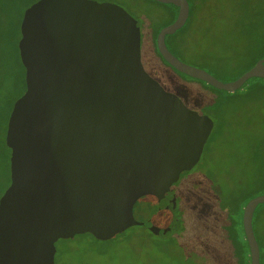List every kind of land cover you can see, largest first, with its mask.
Returning a JSON list of instances; mask_svg holds the SVG:
<instances>
[{
	"label": "water",
	"instance_id": "water-1",
	"mask_svg": "<svg viewBox=\"0 0 264 264\" xmlns=\"http://www.w3.org/2000/svg\"><path fill=\"white\" fill-rule=\"evenodd\" d=\"M154 1L178 8L155 39L173 69L226 92L264 79V56L228 82L181 61L165 36L183 26L188 2ZM19 31L25 90L6 122L0 264H54L55 242L77 234L108 240L144 226L170 236L178 223L176 197L156 209L153 187L164 181L174 189L180 173L193 168L212 119L145 71L138 23L115 3L36 0L24 10ZM261 203L264 193L251 197L241 216L249 264H260L252 217Z\"/></svg>",
	"mask_w": 264,
	"mask_h": 264
},
{
	"label": "rangeland",
	"instance_id": "rangeland-1",
	"mask_svg": "<svg viewBox=\"0 0 264 264\" xmlns=\"http://www.w3.org/2000/svg\"><path fill=\"white\" fill-rule=\"evenodd\" d=\"M35 1L0 0V22L8 25L13 42H18L20 38L18 22L24 10ZM103 1L121 6L136 19L140 29L141 62L145 71L166 91L176 94L186 107L207 114L213 121L199 161L190 169L191 173L180 174L174 187L177 207L182 205L183 210H189L190 214L198 209L197 220L203 209L213 205L212 186H219L221 191L234 190L238 183L246 182L253 174L256 166L253 154L264 155V92L256 89L251 95H245L249 86L256 88V85L264 83V79L251 78L236 92L229 94L186 76L168 65L154 49L155 33L159 27L171 21L174 16L172 7L160 5L154 0ZM210 5L212 7L213 4ZM218 5L222 9V17L214 21L211 28L213 32L219 26H231L241 11V5L235 0H218ZM247 42V38L240 35H219L201 46L214 51V55L219 53V49H226L225 54L214 56L217 59L195 52L190 54L205 59L204 63H200L203 61L199 59L197 64L204 67L202 69L218 73L220 80L228 82L250 66L252 56L258 55L263 49V44L259 43L245 50ZM6 79L5 75L2 81L4 86L7 85ZM22 91L21 84L13 93L6 95V109L10 101H14ZM215 108L218 110L211 111ZM6 180H1L0 192ZM257 185H264V181ZM171 192L164 181L156 183L151 195L153 206L156 209L164 208L170 201ZM158 193L162 194L160 199L157 198ZM252 225L261 246L262 263L264 203L255 208ZM189 231L183 235L178 228L171 237H157L144 226H131L107 241L93 240L88 236L58 239L55 242L54 264H209L208 249L214 243L211 232L197 226L189 228ZM213 255V264H224L218 253Z\"/></svg>",
	"mask_w": 264,
	"mask_h": 264
},
{
	"label": "trees",
	"instance_id": "trees-1",
	"mask_svg": "<svg viewBox=\"0 0 264 264\" xmlns=\"http://www.w3.org/2000/svg\"><path fill=\"white\" fill-rule=\"evenodd\" d=\"M217 1L218 0H187L189 5L188 17L181 28L176 30L173 34L165 36V44L169 51H171L181 61L197 66L199 68H204L197 64L199 59L203 61L200 63H204L205 59L194 57L190 54L191 52H195L198 55H208L207 58L210 59H217V57L214 56L226 53V49H219V53L214 55V51H211L206 46L203 47L204 45L201 46L202 43L208 42L209 39H215L216 37H219V35H240L244 38H247L248 42L245 50L251 49V47L255 44L262 43L263 49L261 53L252 56L251 65L240 71L234 78L236 79L246 70H248L258 59L264 56V0H253L255 2L254 6L252 5V0H235L241 5V11H239L238 15L233 20L232 25H229L228 28L219 26L216 32H213L211 28L213 26V23H215L214 21L222 17V9L219 8V5L217 7ZM211 3L213 5L212 7H209L211 6ZM159 4L166 7L170 6L174 10V16L172 17L170 22L165 24L167 25L175 19L178 8L173 4ZM207 17L211 20H207ZM20 20L18 22V25L20 24ZM163 26L159 27L156 31L153 43L154 49L160 58L162 57L157 51L155 38L158 31ZM19 37L20 34L18 35V38ZM11 38L12 35L9 31L8 25H3V23L0 22V98L2 97L0 100V182L1 180L7 179L6 185L2 188L0 195L9 184L8 159L10 148L5 145L4 136L6 130V122L12 108V104L15 100L10 101L9 107L7 109L4 105V101L6 100V95L13 93L19 85H23L22 93L25 90V83L23 80L24 67L22 66L19 59L17 40L16 42H13ZM243 55L246 54L244 53ZM206 71L220 80V78L217 76L218 73L214 74L208 69ZM5 75L7 76V79L5 81L7 82V85L4 86L2 81H4ZM257 79H260L262 81V78ZM247 81H249V79ZM256 89L260 92H264V83L256 85V88H252V86H249V88L245 91V95H251L253 91H256ZM222 92L229 94L233 93L226 91ZM19 96H16L15 99ZM216 109L217 108L210 110L214 112ZM253 155V160L255 161L256 166L253 174L249 176V179L246 182L238 183L235 189L232 191H221L219 186H212L211 190L214 198L212 202L213 205H211V207L209 208L207 207L203 209L202 215L197 220L196 214L198 213V209H194L190 214L188 212L189 210H183L182 205L180 207H177L176 204L175 214L178 218L176 229H181V233L183 235L190 233L189 228L193 229L196 226L202 227L204 230L211 232L210 234H212L214 243L211 244L210 248L208 249L210 257L208 261L209 264H213L215 262L213 253H218L224 264H249V248L244 237V231L241 222V212L243 211L244 205L251 197L256 196L260 193H264V185H257V183L264 181V155H258L257 153H254ZM184 172L189 174L192 171H182L180 174ZM169 188L170 191H172L171 198L173 196H176V191H174L172 187ZM198 220H200L201 222H199ZM174 232L170 235V237L174 235ZM76 236H88L93 240H97L89 233L77 234L74 237ZM257 242L260 252L259 261L260 264H264V256L261 263V246L258 239Z\"/></svg>",
	"mask_w": 264,
	"mask_h": 264
}]
</instances>
